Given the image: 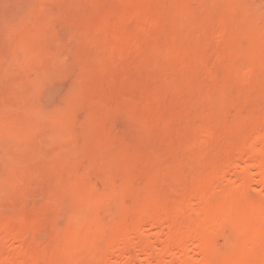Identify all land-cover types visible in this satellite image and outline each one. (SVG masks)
I'll return each mask as SVG.
<instances>
[{"label":"rangeland","instance_id":"1","mask_svg":"<svg viewBox=\"0 0 264 264\" xmlns=\"http://www.w3.org/2000/svg\"><path fill=\"white\" fill-rule=\"evenodd\" d=\"M248 161L264 0H0V264H264Z\"/></svg>","mask_w":264,"mask_h":264},{"label":"bare ground","instance_id":"2","mask_svg":"<svg viewBox=\"0 0 264 264\" xmlns=\"http://www.w3.org/2000/svg\"><path fill=\"white\" fill-rule=\"evenodd\" d=\"M237 1V0H236ZM242 2V1H241ZM247 4V3H246ZM242 8V7H241ZM248 9V8H247ZM173 10V9H172ZM188 13V12H187ZM186 14V13H185ZM182 15V14H181ZM247 16V15H246ZM177 17V16H176ZM239 17H241L239 15ZM250 164L249 167L247 168H242L240 170H236L235 173L237 172L238 174V178L239 179H245L248 182H251V179H256L257 180V185H259L262 189L264 190V173H260L257 171V169L251 164L250 161H248ZM252 173V175H250L249 173ZM179 212V211H178ZM180 214V213H179ZM165 221V220H164ZM264 221V215L260 216V222ZM163 223V221H162ZM157 224V223H156ZM159 225L161 223H158ZM157 224V226H158ZM166 225V224H165ZM155 226V225H154ZM152 226V228L154 227ZM157 226L155 228H157ZM163 226V225H161ZM2 236V235H1ZM138 236L136 233L131 234V233H123L121 234L119 237H117V243L115 242V245L112 247V249H109L110 251L107 252V255L111 257L115 258V262L117 258H123V256L125 257V259L128 262H132L134 259L136 260V256L137 254L135 253V249L137 248L136 244H137V239ZM12 239V238H11ZM156 239V238H155ZM252 239V237H251ZM153 240V239H152ZM5 243L11 242L10 239L5 238L4 239ZM151 241H149L148 239L144 240V244L145 246L150 247L149 250L147 251V253L143 256L142 260H140V264H151L150 259L152 254L154 253L155 247L154 245L151 243ZM151 245V246H150ZM157 245V244H156ZM9 246V245H8ZM7 247V246H6ZM190 247V246H189ZM191 248V247H190ZM193 248H195V251H199L198 247L194 246ZM148 249V248H147ZM139 250V249H138ZM190 250V249H189ZM194 250V249H193ZM178 251V250H177ZM163 252V251H162ZM176 252V251H175ZM174 253V252H173ZM172 253V254H173ZM196 253V252H195ZM165 254V253H164ZM168 257V256H167ZM113 258V259H114ZM169 258V257H168ZM170 259V263L169 264H174L173 262L176 261L177 264H193V260L192 257L189 255V251L188 250H183L180 251L176 254L171 255ZM9 261V260H8ZM111 261V260H110ZM109 262V261H108ZM114 262V263H115ZM195 262V261H194ZM6 263V262H4Z\"/></svg>","mask_w":264,"mask_h":264}]
</instances>
